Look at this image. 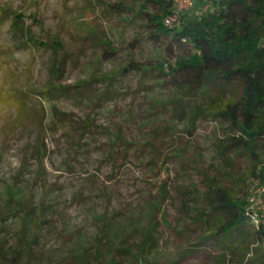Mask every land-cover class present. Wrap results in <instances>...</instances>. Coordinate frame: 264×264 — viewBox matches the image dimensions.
<instances>
[{"label": "rangeland", "instance_id": "374dc122", "mask_svg": "<svg viewBox=\"0 0 264 264\" xmlns=\"http://www.w3.org/2000/svg\"><path fill=\"white\" fill-rule=\"evenodd\" d=\"M168 5L178 8L175 0H0L38 37L62 42L60 83L69 86L49 99L29 92L19 110L20 90L47 83L53 50L20 44L26 38L0 22V264H145L147 228V264H259L264 244L249 223L220 234L224 215L199 212L208 188L231 194L264 163V141L253 158L238 153L213 114L215 98H228L220 88L237 94L236 83L202 90L186 75V92L161 67L186 47L146 38L140 9L161 14ZM211 11L205 0L182 10L190 19ZM129 61L141 69L117 73ZM195 107L205 116L190 118Z\"/></svg>", "mask_w": 264, "mask_h": 264}, {"label": "trees", "instance_id": "16d2710c", "mask_svg": "<svg viewBox=\"0 0 264 264\" xmlns=\"http://www.w3.org/2000/svg\"><path fill=\"white\" fill-rule=\"evenodd\" d=\"M205 1L211 4L213 11L199 13L194 19H190L182 11L173 10L171 5L163 7L161 14L148 13L141 8L140 11L146 15L145 25L148 28L145 37L155 42L170 38L172 45L186 47L184 55L161 65L162 68H167L171 76L176 77V85L180 90L193 92L190 86H184L180 80V77L186 75L192 77L193 83L198 85L197 89L207 90L212 83L218 82L228 84V87L235 83L239 86L237 94L225 88L227 85L220 88L228 98L223 100V95L215 98L213 114L228 125L231 132L229 146L238 153L248 154L253 158L256 156L258 143L264 141V0ZM175 16L177 24L173 20ZM169 18L172 21L167 25L165 20ZM3 21H9V30L16 41L20 37L26 38L20 44L53 50L47 83L43 88L33 91L29 88L20 90L15 96L17 108L21 110L24 107L25 97L29 92L44 99L66 95L69 86L60 83L67 66V53L62 42L55 37H38L31 30V25L25 24L22 15L9 7L0 8V22ZM103 44L106 46L105 50L114 52L108 40H104ZM166 48L170 50L171 46ZM137 69L141 67L129 61L117 73L124 75ZM84 92L77 91L80 95ZM105 94L106 91L100 93L98 99H102ZM179 104L181 102L177 100L175 106L182 113L184 107ZM203 112L200 107H195L190 118L205 116ZM118 148L123 150L120 144ZM38 153L43 155V151ZM115 154L116 149H112L110 155ZM249 180L264 183V163H260L258 169H252L246 178L240 179L239 185L231 194L225 193L220 187L208 188L204 206L199 212L200 218L214 212L223 214L225 219L220 222L217 233L230 236L240 231L245 223L250 224L244 214L246 197L241 194L244 189L247 194ZM250 226L254 230L255 239L264 244V228ZM152 234V229L147 228L141 243L145 264L148 263ZM259 264H264V255H260Z\"/></svg>", "mask_w": 264, "mask_h": 264}, {"label": "built area", "instance_id": "2783aa9c", "mask_svg": "<svg viewBox=\"0 0 264 264\" xmlns=\"http://www.w3.org/2000/svg\"><path fill=\"white\" fill-rule=\"evenodd\" d=\"M178 2L177 11L188 9L192 6L193 0H175ZM172 19H166V24H170ZM245 216L251 225L256 228H264V183H255L250 186L246 194Z\"/></svg>", "mask_w": 264, "mask_h": 264}]
</instances>
